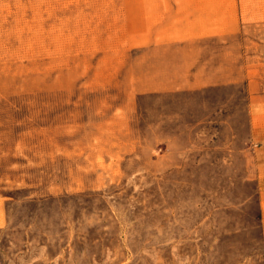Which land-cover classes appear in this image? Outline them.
I'll use <instances>...</instances> for the list:
<instances>
[{
  "label": "rangeland",
  "instance_id": "374dc122",
  "mask_svg": "<svg viewBox=\"0 0 264 264\" xmlns=\"http://www.w3.org/2000/svg\"><path fill=\"white\" fill-rule=\"evenodd\" d=\"M217 2L235 82L157 92L185 1L0 0V264H264V0Z\"/></svg>",
  "mask_w": 264,
  "mask_h": 264
},
{
  "label": "crops",
  "instance_id": "0c3cea01",
  "mask_svg": "<svg viewBox=\"0 0 264 264\" xmlns=\"http://www.w3.org/2000/svg\"><path fill=\"white\" fill-rule=\"evenodd\" d=\"M183 1L176 12L184 15L159 20L158 35L146 47L150 72L170 74L154 79L172 82L156 91L193 90L235 82L236 64L243 56L235 41L234 26L221 25L218 17L211 15L219 10L218 0ZM176 24L178 29H174ZM258 149L264 158V140Z\"/></svg>",
  "mask_w": 264,
  "mask_h": 264
}]
</instances>
